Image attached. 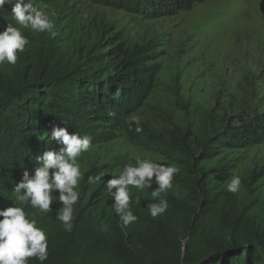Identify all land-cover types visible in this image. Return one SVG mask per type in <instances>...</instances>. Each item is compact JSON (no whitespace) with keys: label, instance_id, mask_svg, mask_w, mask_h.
Here are the masks:
<instances>
[{"label":"trees","instance_id":"obj_1","mask_svg":"<svg viewBox=\"0 0 264 264\" xmlns=\"http://www.w3.org/2000/svg\"><path fill=\"white\" fill-rule=\"evenodd\" d=\"M52 1L33 3L39 7ZM118 1L131 2L150 17H163L188 11L204 0ZM62 16L60 12L54 19L55 38L23 30L29 45L18 54L15 65L0 66V193L12 191L4 186L7 174L24 169L31 172L39 166L36 157L61 147L49 140L53 126L89 135L93 141L100 138L99 129H117L113 121H119L130 105H140L148 95L149 81L141 70L144 62L134 60L132 50L122 52V46L114 41L105 46L90 36L85 19L64 23ZM8 23L17 26L11 5L6 4L0 9V31ZM120 107L122 111H118ZM235 117L236 125L226 122L219 130L206 132L204 138L197 130L187 129L171 144L146 141L144 158L180 168L166 194L177 204L171 203L167 212L154 220L134 211L139 219L127 228L108 210L104 182L99 185L102 200L92 205L88 202L97 176L92 178V164L82 161L72 231H65L55 219L61 207L58 201L52 205L55 212L36 216L37 226L48 236L49 258L44 264H264V202L254 204L255 215L221 205L223 186L233 175L243 181L241 176L249 169L248 151L264 135V113ZM121 130L129 142L139 145L138 136H132L128 126ZM102 173L111 179L105 168ZM255 176L250 173L248 185L241 183L237 192L239 201L244 202L242 209L248 208L254 195L258 199L254 189L260 181L248 187ZM86 181L90 183L87 188ZM153 186H157L155 181ZM150 191L136 194L150 197ZM6 197L0 198V205L8 201ZM259 213L255 225L249 218ZM102 224L108 226L107 231L101 230ZM29 264L40 262L33 258Z\"/></svg>","mask_w":264,"mask_h":264},{"label":"rangeland","instance_id":"obj_2","mask_svg":"<svg viewBox=\"0 0 264 264\" xmlns=\"http://www.w3.org/2000/svg\"><path fill=\"white\" fill-rule=\"evenodd\" d=\"M38 8H53V19L61 12L64 23L85 19L94 39L105 46L114 41L122 46V52L132 50L134 60L144 62L141 70L149 81L148 95L140 105H130L119 121H113L117 129H99L100 138H95L91 150L80 158V163L92 164V178L100 176L106 181L103 168L113 178L125 165L134 164L137 156L144 158L148 139L171 144L187 129L197 130L204 138L206 132L217 131L226 122L236 125L237 115L264 113V0H204L188 11L163 17H150L131 2L121 4L118 0H55ZM133 114L141 117L143 131L136 133L135 125L131 130L132 136H138L139 145L129 142L121 130ZM248 156L249 169L241 176L242 183L247 186L249 174H256L248 187L260 181L254 189L258 199L254 195L248 208L242 209L244 202L239 201L238 193L227 192L226 186L220 192L224 209L231 206L233 212L244 215L254 214V204L264 202V135L250 148ZM21 176L22 172L17 171L7 174L5 189L12 190ZM93 180L96 184L88 199L91 205L104 197L99 188L103 181ZM89 184L86 181L85 188ZM138 192L131 188L132 211L154 220L146 207L151 197ZM1 197L8 201L0 208L15 203L12 191L2 190ZM136 198L140 204L135 203ZM165 198L168 209L171 203L177 204L172 197ZM107 201L108 210L117 216L110 196ZM26 211L29 218L36 219L35 210L29 207ZM256 217L261 218V213L249 218L255 225ZM182 244L184 248L186 239Z\"/></svg>","mask_w":264,"mask_h":264},{"label":"clouds","instance_id":"obj_3","mask_svg":"<svg viewBox=\"0 0 264 264\" xmlns=\"http://www.w3.org/2000/svg\"><path fill=\"white\" fill-rule=\"evenodd\" d=\"M11 5V16L17 26L8 23L0 31V66L15 65L20 53H23L30 41L23 30L47 33L55 38L54 12L45 11L34 6L33 0H0V9ZM129 131H143L141 117L130 115L126 119ZM49 140L61 147L58 150H47L36 157L38 167L30 172L24 169L21 179L14 184L12 193L15 203L0 208V264H29L35 259L44 264L49 258L48 236L45 230L37 226V219L29 218L26 208L34 211L33 216L55 212L52 205L57 201L61 207L55 219L59 220L65 231L73 229L75 205L79 202L78 187L82 179L80 158L93 147L89 135L77 132L69 133L65 127L53 126ZM180 168L173 164L157 163L151 159L137 156L134 164H127L118 175L106 181L97 176L95 180L103 181L104 187L113 200L112 208L120 218L121 226L127 228L139 217L131 209L133 196L131 188L138 191L151 189V201L146 205L152 218L162 216L168 209L166 194L173 188L174 177ZM153 181L157 185L153 188ZM241 178L233 175L226 185V191L237 193L240 190ZM114 190V191H113ZM58 192V195H54ZM135 203L140 204L139 198ZM102 231L108 226L101 225Z\"/></svg>","mask_w":264,"mask_h":264}]
</instances>
